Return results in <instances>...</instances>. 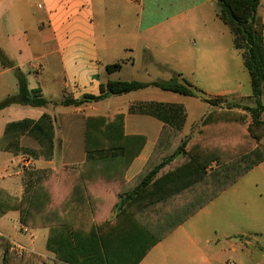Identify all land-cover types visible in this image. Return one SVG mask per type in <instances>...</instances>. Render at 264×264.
Here are the masks:
<instances>
[{
	"label": "crops",
	"instance_id": "0c3cea01",
	"mask_svg": "<svg viewBox=\"0 0 264 264\" xmlns=\"http://www.w3.org/2000/svg\"><path fill=\"white\" fill-rule=\"evenodd\" d=\"M144 2L0 0V52L24 74L28 90H40V95L49 101L42 107L10 104L2 110L9 118L0 132V236L9 241L19 256L28 252L44 257L45 264H61L54 251L77 262H86L84 255L89 253L91 259L86 264H103L98 254L99 244L87 241L88 237L83 235L93 225L100 226L102 234L108 237L106 242L116 244V248L109 246L108 250L117 249L120 239L113 238L117 235L126 237L128 253L143 250L149 239L140 225L150 230L151 213L136 208V201L131 203L129 197L140 186V175L155 150L164 122L173 125L182 140L190 141L204 118L215 109L197 97L153 87L78 107L61 105L65 97L78 100L86 94L97 96L100 84L107 80L150 83L175 77L177 82L201 91L205 98L223 97L233 105L253 106L252 91L242 92L239 81L227 85L236 55L233 44L232 47L228 44L230 31L217 18V12L212 20V32L195 33L198 20L193 13L207 4L214 8L213 1L158 0L149 9V15L169 8H174V12L142 27V16L135 24L134 14L137 10L143 14ZM257 16L263 24L264 41V0H260ZM205 24L203 21L202 26ZM170 28L174 29L173 35H165ZM185 28L189 31L184 32ZM151 31L153 34H148ZM114 63H120L121 69L107 74L106 65ZM224 78L223 83H214ZM0 87L8 98L17 95V80L11 69L0 66ZM261 103L260 118L264 122V94ZM139 106H149L151 114L133 111ZM115 114L124 115L125 136L144 139L139 154L127 167L108 162L111 157L95 158L98 163H87L85 117ZM43 115L49 117L51 129L48 121L41 120ZM25 121H29L28 126L6 133L7 125ZM37 123L42 129L40 133L32 130ZM48 137H51L52 156L45 160L40 141ZM166 150L160 147L156 151L148 169L156 165ZM28 151L39 157H32ZM24 159L31 160L30 167L24 166ZM253 170L264 176V161ZM44 178V187L39 192L43 201L34 218L36 222L44 220L45 225L27 228L20 224L19 212L9 210V205L19 203L27 186ZM159 193L152 194L153 198L159 199ZM150 196L143 192L137 198L141 203ZM135 219H139L140 225ZM181 225L172 232L175 234ZM172 232L149 248L137 264H181L179 254L170 250L174 246L165 245ZM50 234L54 241L48 248ZM136 238L142 241L138 245L132 241ZM134 258L135 255H130L123 261L112 260V264H130ZM213 261L222 264L220 258Z\"/></svg>",
	"mask_w": 264,
	"mask_h": 264
},
{
	"label": "trees",
	"instance_id": "16d2710c",
	"mask_svg": "<svg viewBox=\"0 0 264 264\" xmlns=\"http://www.w3.org/2000/svg\"><path fill=\"white\" fill-rule=\"evenodd\" d=\"M214 1L218 6L216 16L228 27L232 35L233 48L240 53L243 66L249 75L254 106L241 107L227 104L225 107H220L223 102L219 101L225 100L223 97L205 98L201 91L195 87L177 82L175 79L150 83L107 80L106 83L100 84L97 96L86 94L78 100L65 97L60 103L63 106L78 107L86 103L98 102L112 95H124L153 87L162 91L197 97L215 108L204 118L190 141L182 140L177 129L170 123L164 122L155 150L140 175V186L129 197L132 200L131 203L137 202H135L136 208H140L143 213H151L149 216L150 230H146L148 228L140 225L139 219L134 220L136 224L143 227L146 232L144 234L149 239L147 245L142 247L143 250L137 253H128L129 246H127L126 237L121 235L113 237L120 239L117 249L108 250L109 246L116 248V244H112V241L111 243L106 242L108 237L102 234L99 225H93L84 234L79 231L88 237L87 241L91 240L95 245L99 244L101 250L98 254L100 262L103 264H112V260L123 261L130 255H135L130 264H137L156 242L183 224L220 193L236 183L239 178L264 161V143H260L263 135H256V131H264V122L260 118L263 111L261 97L264 94L263 24L257 16L260 0ZM0 66L13 71L18 86L17 95L8 98L0 107L10 104L42 107L49 103L40 95V90H28L24 74L14 67L1 52ZM120 69V63L105 67L107 74L118 72ZM133 111L151 114L149 106H139ZM41 120L48 121V127L51 129L48 116L43 115ZM28 125L29 121L20 125L9 124L6 133L8 134L16 127ZM32 130H37L40 133L42 131L40 123L34 124ZM40 142L43 146L41 156L45 160L50 159L52 156L51 137L42 139ZM143 142L142 137L124 135L123 114H115L111 117L100 115L85 117L84 150L88 156L87 163L94 164L98 163L97 159L111 157L108 158V162L127 167L139 154ZM160 147L167 148L166 153L155 162L156 165L153 168L148 169ZM28 152L34 158L39 157L33 151ZM116 154L118 156H115ZM164 168L170 170L162 173ZM158 183L159 186H157ZM44 184L45 178L36 181L33 186H27L20 202L9 205V210L19 212V222L27 228L45 225L44 220L36 222L34 218L36 210H38L37 207L43 201L39 192ZM143 192L149 193L151 196L139 203L140 199L137 197ZM157 192H160L159 199L155 198L156 196L153 198L152 195ZM53 241L54 237L50 234L47 241L48 248H51ZM132 241H135L134 243L137 245L142 242L139 238ZM54 252L56 259L61 264H86L91 259L87 253L90 258L84 255V260L85 257L87 259L86 262H77L59 251ZM0 264H45V258L27 252L19 256L11 249L9 241L0 236Z\"/></svg>",
	"mask_w": 264,
	"mask_h": 264
},
{
	"label": "rangeland",
	"instance_id": "374dc122",
	"mask_svg": "<svg viewBox=\"0 0 264 264\" xmlns=\"http://www.w3.org/2000/svg\"><path fill=\"white\" fill-rule=\"evenodd\" d=\"M210 1H213L214 8L207 4L193 13L198 20L196 35H201L205 30L208 32L214 30L212 20L216 19L215 12L218 6L214 0ZM157 2L158 0H145L143 14H140L139 10L136 11V15L134 14L135 24L140 15L142 27H145L174 12V8H169L163 13L149 15V9ZM203 21L206 23L205 27L202 26ZM215 21L217 25L227 29L221 22ZM173 30L170 28L164 34L173 35ZM183 31L189 30L185 28ZM228 35V44L232 47L230 32ZM233 51L236 55V64L231 67L227 85H235L236 81H239L242 92L250 94L251 86L248 73L243 67L242 57L237 51ZM186 79L191 80V77ZM225 79L215 80L214 83L221 84ZM4 94L3 88L0 87V105L8 99ZM219 102H223L220 107L231 105L226 100L221 99ZM252 104L254 106L253 102ZM5 107L7 106L0 107V132L9 118L8 114L2 112ZM258 134L263 135L260 141L263 142L264 131H256V135ZM57 161L58 157L55 159V162ZM165 245L174 246L170 250L179 254L181 264H217L214 263V258H220L222 264H264V176L258 170H250L220 193L212 204L209 203L187 219L175 234L172 232Z\"/></svg>",
	"mask_w": 264,
	"mask_h": 264
},
{
	"label": "built area",
	"instance_id": "2783aa9c",
	"mask_svg": "<svg viewBox=\"0 0 264 264\" xmlns=\"http://www.w3.org/2000/svg\"><path fill=\"white\" fill-rule=\"evenodd\" d=\"M30 165H31V160L30 159H24V166L30 167Z\"/></svg>",
	"mask_w": 264,
	"mask_h": 264
}]
</instances>
